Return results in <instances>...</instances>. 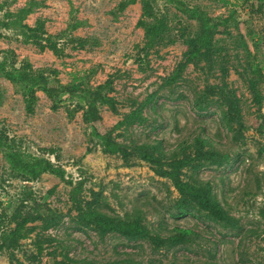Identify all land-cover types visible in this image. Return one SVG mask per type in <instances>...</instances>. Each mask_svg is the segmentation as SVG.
I'll return each instance as SVG.
<instances>
[{
  "label": "rangeland",
  "instance_id": "obj_1",
  "mask_svg": "<svg viewBox=\"0 0 264 264\" xmlns=\"http://www.w3.org/2000/svg\"><path fill=\"white\" fill-rule=\"evenodd\" d=\"M30 1L0 0V22ZM37 1L23 24L45 20L65 55L2 27L0 53L13 51L20 64L43 71L55 93L36 90L29 114L24 88L0 75V130L66 175L25 182L0 149V235L24 226L0 264H264V0H157L171 30L156 47L139 25L141 0L124 10L123 0ZM188 9L217 25L211 49L198 44L200 24ZM196 49L205 55L190 62ZM91 106L111 148L94 134ZM177 178L209 188L239 227H226L181 193ZM134 209L163 236L177 227L197 236L156 249L104 232L90 217Z\"/></svg>",
  "mask_w": 264,
  "mask_h": 264
},
{
  "label": "trees",
  "instance_id": "obj_2",
  "mask_svg": "<svg viewBox=\"0 0 264 264\" xmlns=\"http://www.w3.org/2000/svg\"><path fill=\"white\" fill-rule=\"evenodd\" d=\"M139 0H123L121 2V10L128 6L136 4ZM142 1V19L139 25L146 31V39L148 47H156L164 45L170 39L171 27L165 15L156 13L155 3L157 0H141ZM40 3L37 0H31L27 7L21 9L15 14H8L5 21L0 22V27L4 29H14L18 31V35L22 37L27 44L36 46L40 51H52L56 56L63 57L65 49L60 42L50 35L46 28V22L39 19L36 24L31 27L23 24L27 17L39 8ZM5 3L0 4V12L5 9ZM188 13L193 19H197L200 24V31L197 34L198 44L207 49L213 46L212 31L217 26L213 20L203 11L197 9H188ZM148 20H152L151 23ZM186 27L181 34V39L188 42V35ZM188 38V39H187ZM201 50H193L190 54L189 61L194 62L200 56H204ZM196 63V62H194ZM252 72L255 76L263 77L260 70L252 67ZM0 75L6 77L9 81L24 88L27 98V112L29 114L35 113L36 104V90L40 89L46 92L51 97L54 96V88L51 87L50 79L43 71H35L29 61L19 63L16 54L13 51L0 53ZM98 102H105L101 93L96 94L95 98ZM88 121L93 125L94 134L102 140L108 148L112 147L111 138L108 134H103L98 130L95 124L101 121V116L96 106H91L87 113ZM262 133V127L258 130ZM0 149H3L6 158L8 159L11 169L20 175L25 182L37 180L43 173H50L61 178H65L66 172L63 168L54 164L51 160L46 158H34L22 150L19 144L9 138L4 130H0ZM54 155V151L51 150ZM181 193L190 196V198L198 202L202 208L213 214L226 227H239L238 221L230 215V213L221 207L219 200L214 198L211 190L204 185L197 182H181L179 178L176 180ZM93 223H96L104 232H118L128 238L143 240L149 242L154 248L160 249L169 244L181 245L193 241L197 233L191 229L177 227L173 234L163 236L158 232H154L146 223L144 212L140 209H134L131 212H126L123 217L110 216L104 213L93 211L90 216ZM2 222V221H1ZM0 222V223H1ZM24 226H20L18 230L12 232H3L0 235V254L4 250L15 248L19 245L20 240L24 237L22 230ZM264 241V230H263ZM115 264H136L132 259Z\"/></svg>",
  "mask_w": 264,
  "mask_h": 264
}]
</instances>
